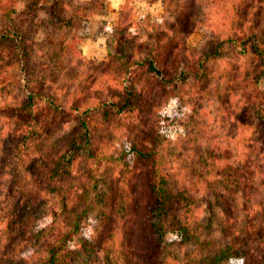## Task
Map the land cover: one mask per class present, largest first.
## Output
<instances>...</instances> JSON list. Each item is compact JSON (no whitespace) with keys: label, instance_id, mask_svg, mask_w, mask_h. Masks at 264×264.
<instances>
[{"label":"trees","instance_id":"1","mask_svg":"<svg viewBox=\"0 0 264 264\" xmlns=\"http://www.w3.org/2000/svg\"><path fill=\"white\" fill-rule=\"evenodd\" d=\"M68 1L31 4L45 8L56 31L73 32L81 17L66 11ZM17 3L0 0L9 20L0 61L16 65L26 91L0 101V184L12 190L0 264H264V95H254L264 78V0H163V21L147 20V33L146 19L124 10L106 60L85 57L74 35L50 49L41 69H33L39 52ZM212 15L217 39L191 46ZM228 50L248 64L236 69V102L247 116L238 167L218 166L225 155L212 148L196 154L209 135L195 113L197 93L184 92L210 78L208 64ZM172 100L178 127L158 111ZM167 156L179 163L174 172ZM103 166L111 175L100 174Z\"/></svg>","mask_w":264,"mask_h":264},{"label":"rangeland","instance_id":"2","mask_svg":"<svg viewBox=\"0 0 264 264\" xmlns=\"http://www.w3.org/2000/svg\"><path fill=\"white\" fill-rule=\"evenodd\" d=\"M31 3L32 0H18L17 8L23 11V23L25 28L30 31L31 44L39 52L34 57L33 69H41L39 66L48 61L50 49L58 45L66 37H72L74 35L82 38L81 48L83 49L85 57L98 61L106 60L109 50L114 43V32L124 10H128L133 15V17L130 16V19L141 21L146 19V22L140 28V31L144 33H147L151 29L147 25V20L148 22L152 21L157 24L163 21L164 15L163 0H70L66 4V11L68 12L70 9L78 10L79 16L81 17L80 25L73 32H59L48 24L49 16L45 8L41 6V8L35 9ZM225 6L228 8L231 7V4L227 3ZM218 23L212 15L203 29L190 35L188 43L193 47L200 48L207 40L217 39L213 36V31L217 29ZM8 25V18L5 16L0 17V29L6 28ZM2 48L0 45V50ZM226 54L224 59H214L208 64V68L212 73L210 78L200 79L198 82L192 83L193 85L185 88L184 92L188 89L192 91V94L193 92L194 94L197 93L196 96H192L198 99L197 109L199 112L195 113L198 116H202L201 120H203L206 131H208L207 135H209L208 140L203 141V144H199L196 154H208L212 148V150L214 149L217 152L216 154L225 155L221 159L222 162L217 164L218 166H225L228 162L238 167V165L242 164V161L240 157L234 155H241V150L244 145L242 144V139L247 133L243 127L238 125L243 123L247 116L245 107L242 106L244 103L242 102L241 105L240 103L238 105V102H236L240 100L239 95L243 89L242 78L237 76L238 72L236 69L242 64L243 70L248 64H246V61L241 62L237 59L231 50H228ZM7 62L9 61H0V101H17L26 95V91L21 86L18 70L15 67L16 65L10 68L6 65ZM259 91L264 95V78L258 84V89L254 92V95L260 94ZM219 93L222 95L219 96ZM229 99L231 100L229 101ZM177 109L178 101L175 105L170 102L164 108H158V111L164 113L168 119L167 121L174 123V127H178L179 125L176 124L175 117L177 115ZM189 109H192V107ZM186 114L187 116L192 115V112L186 110ZM255 134L252 132L249 133L251 136ZM228 143H230V150L228 149L226 151L225 146ZM219 147L224 150H221ZM256 151H258V148H256ZM257 157L259 161L260 153ZM165 162V169L167 171L174 172L180 167L179 163L173 161L171 157L167 156ZM218 166L210 165L208 167L209 171L211 169L214 172ZM112 172L113 170L111 168L105 166L100 170V174L103 176L111 175ZM200 179L197 181L199 184L197 186L202 188L203 180ZM11 197V187H7L3 181L0 184V221L6 216V209ZM71 218L73 219V217H70L68 222L71 221ZM64 223L66 224V222ZM176 238L175 234L168 233L167 240L170 242L172 250L181 256V252L183 253V251L180 249L181 245L179 246L177 244ZM25 245L26 243L17 244V251L24 253L26 251ZM183 249L185 252L189 247L184 246ZM225 264H241V262L232 261Z\"/></svg>","mask_w":264,"mask_h":264},{"label":"clouds","instance_id":"3","mask_svg":"<svg viewBox=\"0 0 264 264\" xmlns=\"http://www.w3.org/2000/svg\"><path fill=\"white\" fill-rule=\"evenodd\" d=\"M173 105H175L176 103H177V101L176 100H172V102H171ZM241 264H243V261L241 260Z\"/></svg>","mask_w":264,"mask_h":264}]
</instances>
